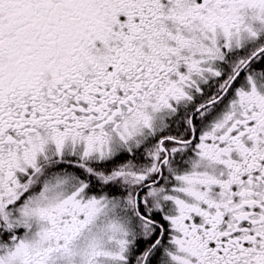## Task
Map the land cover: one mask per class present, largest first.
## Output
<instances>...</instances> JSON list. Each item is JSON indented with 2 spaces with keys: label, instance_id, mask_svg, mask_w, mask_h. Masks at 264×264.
Instances as JSON below:
<instances>
[{
  "label": "snow or ice",
  "instance_id": "snow-or-ice-1",
  "mask_svg": "<svg viewBox=\"0 0 264 264\" xmlns=\"http://www.w3.org/2000/svg\"><path fill=\"white\" fill-rule=\"evenodd\" d=\"M0 264H264V0H0Z\"/></svg>",
  "mask_w": 264,
  "mask_h": 264
}]
</instances>
